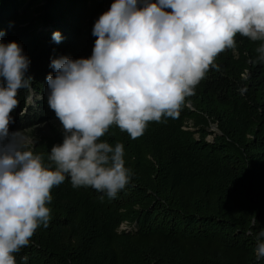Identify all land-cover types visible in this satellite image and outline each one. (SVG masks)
Returning <instances> with one entry per match:
<instances>
[{
  "label": "trees",
  "instance_id": "trees-1",
  "mask_svg": "<svg viewBox=\"0 0 264 264\" xmlns=\"http://www.w3.org/2000/svg\"><path fill=\"white\" fill-rule=\"evenodd\" d=\"M114 2L0 0L3 41L18 42L31 61L32 91H18L9 131L58 119L48 104L51 61L90 58L94 24ZM235 39L176 117L149 122L137 139L110 127L101 139L124 145L128 186L115 199L69 179L53 188L50 224L15 254L17 264L24 256L27 264H264L253 251L264 229V62L260 42ZM64 136L55 128L32 150L48 164Z\"/></svg>",
  "mask_w": 264,
  "mask_h": 264
},
{
  "label": "clouds",
  "instance_id": "clouds-1",
  "mask_svg": "<svg viewBox=\"0 0 264 264\" xmlns=\"http://www.w3.org/2000/svg\"><path fill=\"white\" fill-rule=\"evenodd\" d=\"M5 34L0 31V264H17L15 254L50 224L53 188L69 179L73 188L115 199L128 186L124 145L101 139L111 126L137 139L149 122L176 117L238 34L260 42L255 51L264 62V0H115L94 24L90 58L51 61L56 74L47 77L48 104L65 136L48 164L28 136L9 133L18 91L31 93L32 78L23 47L5 43ZM52 39L61 42V33ZM253 251L257 261L264 258V229Z\"/></svg>",
  "mask_w": 264,
  "mask_h": 264
},
{
  "label": "rangeland",
  "instance_id": "rangeland-1",
  "mask_svg": "<svg viewBox=\"0 0 264 264\" xmlns=\"http://www.w3.org/2000/svg\"><path fill=\"white\" fill-rule=\"evenodd\" d=\"M62 126L63 125L61 124L60 120L56 119L36 125L32 128H25L22 131H9V133L22 132L24 133V135L28 136L31 139L32 143H34L36 137L51 134L55 128H61ZM213 130L217 131L216 126L213 127ZM123 228H126V226H123Z\"/></svg>",
  "mask_w": 264,
  "mask_h": 264
}]
</instances>
